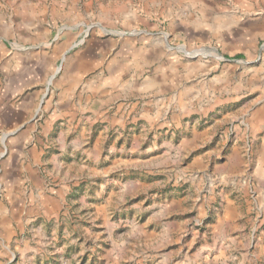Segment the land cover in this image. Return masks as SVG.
Listing matches in <instances>:
<instances>
[{"label":"rangeland","instance_id":"obj_1","mask_svg":"<svg viewBox=\"0 0 264 264\" xmlns=\"http://www.w3.org/2000/svg\"><path fill=\"white\" fill-rule=\"evenodd\" d=\"M0 93V264H264V0H0Z\"/></svg>","mask_w":264,"mask_h":264},{"label":"crops","instance_id":"obj_2","mask_svg":"<svg viewBox=\"0 0 264 264\" xmlns=\"http://www.w3.org/2000/svg\"><path fill=\"white\" fill-rule=\"evenodd\" d=\"M65 93V90H63L62 91V94H64ZM2 93H0V120H2V113H5V112H12L14 115H17L16 117H21V115H24V113H25V111H26V107H9V108H7L6 110L4 109V107L2 106L3 105V101L1 100V98H2V96L3 95H1ZM14 117V116H13ZM257 117H258V115L256 116V115H254L251 119L252 120H254V122H256L257 121ZM256 206V205H255ZM258 210H259V207H258V205H257V207H256ZM258 216H261V214H258ZM177 223V222H176ZM176 223H175V225H174V227L173 228H175V226H178V224L176 225ZM172 226V225H171ZM170 226V227H171ZM172 228V229H173ZM166 234V236H169V235H171V232H169V233H165ZM168 239L171 241V239L168 237ZM160 246V247H159ZM168 246H170V250H166L167 248H168ZM172 247L173 248H178L179 249V252H177V255H176V253H175V261H176V263L175 264H179L180 263V258H178V254L179 253H186V251H188V249H189V246H184L180 241H179V243H177V242H174V243H166V244H161V245H157L156 246V252H158L159 253V251H160V253L161 252H165V251H168V253L169 254H173L174 253V251H176V248L173 250L172 249ZM123 249H121V250H119V252L120 251H122ZM189 252V251H188ZM187 252V253H188ZM118 252H116L115 250L114 251H110V254H109V260H108V262H110L111 264H118L119 263V258H121L120 256H119V254H117ZM166 253V252H165ZM163 255V254H162ZM149 257V255H144V256H141L140 254L139 255H136V254H132L131 256H130V262H140L141 260V258H144V257ZM173 259V258H172ZM108 262H106V263H108ZM187 262H188V264H191V259H188L187 260ZM109 264V263H108Z\"/></svg>","mask_w":264,"mask_h":264},{"label":"water","instance_id":"obj_3","mask_svg":"<svg viewBox=\"0 0 264 264\" xmlns=\"http://www.w3.org/2000/svg\"><path fill=\"white\" fill-rule=\"evenodd\" d=\"M219 56V59L225 60L221 55L217 54Z\"/></svg>","mask_w":264,"mask_h":264},{"label":"bare ground","instance_id":"obj_4","mask_svg":"<svg viewBox=\"0 0 264 264\" xmlns=\"http://www.w3.org/2000/svg\"><path fill=\"white\" fill-rule=\"evenodd\" d=\"M219 57V56H218Z\"/></svg>","mask_w":264,"mask_h":264}]
</instances>
